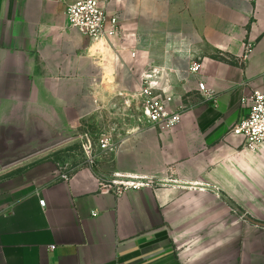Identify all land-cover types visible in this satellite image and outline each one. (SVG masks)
Wrapping results in <instances>:
<instances>
[{"label":"crops","instance_id":"0c3cea01","mask_svg":"<svg viewBox=\"0 0 264 264\" xmlns=\"http://www.w3.org/2000/svg\"><path fill=\"white\" fill-rule=\"evenodd\" d=\"M79 1L0 0V264H264V144L232 132L264 91V0H107L101 42L69 28ZM153 69L187 107L173 131L143 114ZM86 132L112 140L92 168ZM116 175L149 187L100 189Z\"/></svg>","mask_w":264,"mask_h":264},{"label":"built area","instance_id":"2783aa9c","mask_svg":"<svg viewBox=\"0 0 264 264\" xmlns=\"http://www.w3.org/2000/svg\"><path fill=\"white\" fill-rule=\"evenodd\" d=\"M107 0H82L67 7L66 15L69 28L76 29L93 42L112 41L121 34L122 25L117 17H108L103 7ZM253 51V45L245 47V58ZM133 58L136 57V50H131ZM200 66L193 64L190 72H198ZM166 71L153 69L144 72L141 81L142 85L138 91V97L142 102L144 116L148 119L149 125L162 131H173L183 121L187 107L182 99L168 93L169 79ZM166 75V85L162 87L160 82L154 79H161ZM199 91L206 101L217 103V95L214 90L209 89L205 84L199 85ZM245 106L249 108L248 116L233 129V134L244 138V148L256 151L264 144V91H254L245 100ZM82 150L89 167L95 166V149L98 146L101 150H107L112 145L109 137L103 136L95 141L89 132L80 137ZM100 189L122 195L129 190H140L149 187L144 179L133 176L116 175L112 180L97 179ZM45 206V202H40Z\"/></svg>","mask_w":264,"mask_h":264},{"label":"rangeland","instance_id":"374dc122","mask_svg":"<svg viewBox=\"0 0 264 264\" xmlns=\"http://www.w3.org/2000/svg\"><path fill=\"white\" fill-rule=\"evenodd\" d=\"M72 150H73L72 151L73 152V156H74V154L77 155L78 157L81 156V149H80L79 146L73 147ZM83 154H84V152H83ZM69 156H70L69 154L64 153V151L62 150L61 152H58L55 157L57 158V160H61L63 162L64 159L66 160ZM244 221H246L247 223L251 222L248 219H244Z\"/></svg>","mask_w":264,"mask_h":264}]
</instances>
